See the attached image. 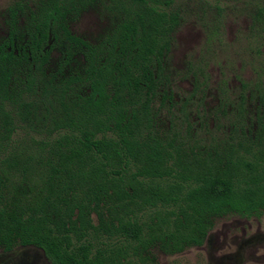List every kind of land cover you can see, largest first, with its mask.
<instances>
[{
  "label": "trees",
  "instance_id": "trees-1",
  "mask_svg": "<svg viewBox=\"0 0 264 264\" xmlns=\"http://www.w3.org/2000/svg\"><path fill=\"white\" fill-rule=\"evenodd\" d=\"M244 2L255 3L262 38L264 1ZM174 5L15 0L7 8L0 250L35 248L50 264H157L155 251L201 247L216 219L262 216L264 77L251 91L240 83L238 99L222 81L208 110L206 66L168 67L181 25ZM90 10L107 20L93 43L70 30ZM185 80L191 89L176 94Z\"/></svg>",
  "mask_w": 264,
  "mask_h": 264
},
{
  "label": "rangeland",
  "instance_id": "rangeland-1",
  "mask_svg": "<svg viewBox=\"0 0 264 264\" xmlns=\"http://www.w3.org/2000/svg\"><path fill=\"white\" fill-rule=\"evenodd\" d=\"M13 1L0 0V40L5 35L6 10ZM245 3L244 0H175L181 25L174 34L168 67L172 73H178L188 63L206 66L208 110L218 105L220 95L216 86L222 81L227 83V94L238 99L242 93L240 83L249 85L251 91L253 83L264 77V34L259 38L261 27L252 23L255 3L249 8ZM106 26L107 20L96 10H90L70 30L77 37L94 42ZM190 89L188 80L179 82L176 94ZM248 91H244L246 96ZM253 102V99L249 101V110L253 109ZM154 253L157 264H264V213L258 219L236 215L216 219L201 247L175 256ZM0 264L50 263L40 250L17 247L8 253L0 250Z\"/></svg>",
  "mask_w": 264,
  "mask_h": 264
},
{
  "label": "flooded vegetation",
  "instance_id": "flooded-vegetation-1",
  "mask_svg": "<svg viewBox=\"0 0 264 264\" xmlns=\"http://www.w3.org/2000/svg\"><path fill=\"white\" fill-rule=\"evenodd\" d=\"M173 38H174V36H173ZM90 43H93V42H90Z\"/></svg>",
  "mask_w": 264,
  "mask_h": 264
}]
</instances>
